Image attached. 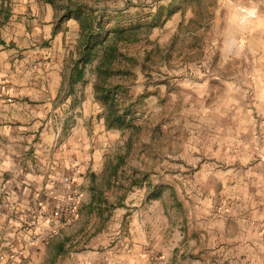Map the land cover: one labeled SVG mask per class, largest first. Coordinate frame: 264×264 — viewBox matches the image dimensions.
<instances>
[{
    "label": "rangeland",
    "instance_id": "1",
    "mask_svg": "<svg viewBox=\"0 0 264 264\" xmlns=\"http://www.w3.org/2000/svg\"><path fill=\"white\" fill-rule=\"evenodd\" d=\"M72 2L104 14L105 29L149 24L142 25L136 41L122 45L133 61H126L128 74L113 79L124 85L118 97L131 111L133 127L107 128L102 102L89 96L95 78L90 66L83 80L89 153L104 159L103 172L87 178L100 204L95 227L107 234L98 241L100 254L80 255L74 249L59 261L45 258L43 263L264 264V0ZM28 3L14 32L6 21L7 38L12 34L17 45L1 72L14 73L19 81L25 74L31 81L49 74L51 79L66 76L68 82L77 21L61 20L56 4ZM64 114L54 118L49 111L45 119H55L58 126L65 121L70 128L75 119ZM61 132L67 130L57 131L56 138ZM25 155L36 165L37 151ZM117 162V174L108 181ZM63 181V198L46 209L34 199L22 231L0 243V264L24 263V249L41 237L39 220L77 215L81 189L73 174ZM73 191L79 193L76 214L66 211ZM4 193L0 186V196ZM109 210L129 220H109ZM126 231L135 237L132 260L102 255L109 236L120 239Z\"/></svg>",
    "mask_w": 264,
    "mask_h": 264
},
{
    "label": "crops",
    "instance_id": "2",
    "mask_svg": "<svg viewBox=\"0 0 264 264\" xmlns=\"http://www.w3.org/2000/svg\"><path fill=\"white\" fill-rule=\"evenodd\" d=\"M28 5V0H0V68L6 65L17 45L12 34L7 38L6 21L14 25L11 26L14 32L16 18L23 16ZM1 71L0 83L5 85L0 95V186L5 188V193L0 196V243L9 237L13 239L17 231H22L20 226L34 199L46 209L56 199L63 198L67 192L64 177L73 174L82 192L77 215L66 221L59 218L39 220L41 237L24 249L23 264H44L45 258H53L56 262L72 255L74 249L80 255H99L98 241L107 234L102 233L103 228L95 227L101 220L100 204L96 202V192L87 178H95L103 172L104 159L96 153H89L91 143L87 141V129H90L87 128V119L90 113L86 112L85 93L82 94L83 81L74 84L70 90L66 76L63 79L57 75L51 79V75L41 74L31 81L32 76L25 74L19 81L16 74L8 75ZM89 96L94 101L92 81L89 83ZM55 98L61 103L51 104ZM32 101L40 103L33 104ZM49 111L54 118L65 112V116L69 114L75 121L70 128L65 121L59 127L55 119H45ZM99 121L103 123L102 119ZM60 129L67 132L64 135L59 133L58 139L57 131ZM58 142L57 149L55 147L52 151V145L56 146ZM30 149L37 151L38 156L33 167L25 159V152ZM104 198L107 196L101 195V199ZM123 204L127 205V202L121 200L120 205ZM118 208L120 206L113 210ZM109 213V216L106 214L109 220H129L128 215L118 218L112 216L111 210ZM113 236H109V247L102 255L114 260L118 257L132 260L135 246L133 233L126 231L120 239L118 236L113 239Z\"/></svg>",
    "mask_w": 264,
    "mask_h": 264
},
{
    "label": "trees",
    "instance_id": "3",
    "mask_svg": "<svg viewBox=\"0 0 264 264\" xmlns=\"http://www.w3.org/2000/svg\"><path fill=\"white\" fill-rule=\"evenodd\" d=\"M56 4L61 8L60 19L74 18L78 23L77 41L75 50L68 56V82L70 88L73 84L85 80L88 66L95 75L93 81V95L103 104V120L107 128L133 127L130 123L131 111L124 106L118 93L124 85L113 81L116 76L129 73L126 65L133 61L122 51V45L138 39L142 25L145 23H130L127 26H114L105 29L103 25L104 14L94 13L91 7L85 4L74 3L72 0H44ZM150 26H153L152 22ZM1 42H3L1 40ZM121 161V160H120ZM120 162L109 169L110 176L117 174ZM136 183V180L134 181Z\"/></svg>",
    "mask_w": 264,
    "mask_h": 264
},
{
    "label": "built area",
    "instance_id": "4",
    "mask_svg": "<svg viewBox=\"0 0 264 264\" xmlns=\"http://www.w3.org/2000/svg\"><path fill=\"white\" fill-rule=\"evenodd\" d=\"M78 204H79V193L77 191H73L70 194L66 211L72 214H76V209H77Z\"/></svg>",
    "mask_w": 264,
    "mask_h": 264
}]
</instances>
